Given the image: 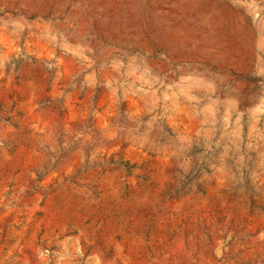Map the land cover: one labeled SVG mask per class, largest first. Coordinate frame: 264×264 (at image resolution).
<instances>
[{
	"label": "rangeland",
	"instance_id": "obj_1",
	"mask_svg": "<svg viewBox=\"0 0 264 264\" xmlns=\"http://www.w3.org/2000/svg\"><path fill=\"white\" fill-rule=\"evenodd\" d=\"M0 264H264V0H0Z\"/></svg>",
	"mask_w": 264,
	"mask_h": 264
}]
</instances>
